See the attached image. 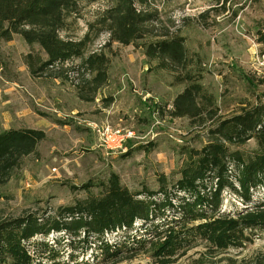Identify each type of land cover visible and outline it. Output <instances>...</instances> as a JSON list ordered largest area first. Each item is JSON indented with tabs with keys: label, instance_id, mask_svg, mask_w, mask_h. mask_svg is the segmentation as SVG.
Masks as SVG:
<instances>
[{
	"label": "rangeland",
	"instance_id": "1",
	"mask_svg": "<svg viewBox=\"0 0 264 264\" xmlns=\"http://www.w3.org/2000/svg\"><path fill=\"white\" fill-rule=\"evenodd\" d=\"M135 1L138 10L154 17L159 34L184 39L188 70L214 96L217 116L199 124L172 117L174 101L187 87L176 77L182 78L185 72L158 69V63L145 55L143 44L148 38L123 46L109 44V34L103 33L89 47L87 55L103 53L110 59L108 83L92 102L80 98V87L94 77L82 70L80 60L33 77L24 59L31 53L47 60L41 48L29 47L19 36L10 43L0 42V133L36 128L46 134L38 156L24 158L11 180L0 186V222L30 213L51 217L78 200L99 197L101 185L113 173L134 193L146 187L158 190L163 177L177 182L186 160L183 149H202L217 120L231 118L259 100L264 102V0ZM112 6L110 0H80L79 12L68 20L69 30L62 36L82 39L88 25ZM51 75H64L65 80ZM110 99L114 103L106 107L105 101ZM157 121L160 125L155 126ZM103 126L135 132L142 140L128 143L125 153L107 156L97 147L93 132V127ZM238 150L250 154L258 145L251 140ZM225 195L224 211L244 207L231 194ZM140 225L132 234L139 233ZM123 236L113 235L109 241L114 243ZM57 237L52 234L43 241L51 244ZM34 243L29 245L31 251ZM92 249H80L84 252L76 263L96 264ZM61 251V263H69L71 250ZM118 264L154 261L140 255ZM173 264H264V233L239 250L216 252L199 244Z\"/></svg>",
	"mask_w": 264,
	"mask_h": 264
},
{
	"label": "trees",
	"instance_id": "2",
	"mask_svg": "<svg viewBox=\"0 0 264 264\" xmlns=\"http://www.w3.org/2000/svg\"><path fill=\"white\" fill-rule=\"evenodd\" d=\"M79 1L0 0V42L10 43L19 36L29 47L41 48L47 60L31 53L24 59L33 77L80 60L82 70L94 75L80 87V98L92 102L108 83L110 59L103 53L87 55L89 47L103 33L109 34V44L123 46L148 38L143 44L145 55L158 63V69L185 72L182 78L176 77L187 87L176 97L172 117L199 124L217 116L214 96L188 70L182 37L159 34L154 17L138 10L135 0H110L113 6L88 25L82 39L63 37L69 30L68 20L79 12ZM51 78L65 80L64 75ZM105 102L108 107L114 99ZM208 134L209 142L202 149H183L186 160L181 178L177 182L160 178L156 191L146 187L131 192L113 173L101 185L99 197L78 200L51 217L30 213L0 222V264H62L61 249L71 250L70 261L64 264H78L84 248H94L96 264H118L140 255H148L154 264H173L199 244L216 252L252 245L258 233H264V195L257 196L264 190V102L217 120ZM45 139L46 134L35 129L0 133V186L11 180L24 158L38 156ZM251 140L257 142L258 150L250 154L238 150ZM226 193L244 207L224 211ZM138 223L139 233L132 234ZM119 233L124 236L111 243L109 238ZM52 234L59 236L53 243L43 241ZM32 241L37 243L31 251Z\"/></svg>",
	"mask_w": 264,
	"mask_h": 264
},
{
	"label": "built area",
	"instance_id": "3",
	"mask_svg": "<svg viewBox=\"0 0 264 264\" xmlns=\"http://www.w3.org/2000/svg\"><path fill=\"white\" fill-rule=\"evenodd\" d=\"M158 125H160V123L157 121L155 126ZM93 132L97 137L98 147L102 149L107 156L125 153L127 151L128 143L131 141L142 140V138L137 136L135 132L113 129L110 126L93 127ZM149 135L153 136V133L150 132ZM152 138L155 137L153 136Z\"/></svg>",
	"mask_w": 264,
	"mask_h": 264
},
{
	"label": "crops",
	"instance_id": "4",
	"mask_svg": "<svg viewBox=\"0 0 264 264\" xmlns=\"http://www.w3.org/2000/svg\"><path fill=\"white\" fill-rule=\"evenodd\" d=\"M132 68V67H131ZM131 70V69H130ZM56 112V111H55ZM84 122H86V121H84ZM109 122V121H108ZM110 123V122H109ZM111 124V123H110ZM95 125V124H94ZM35 130H38V129H36V128H34ZM97 144H98V140H97ZM98 147V146H97Z\"/></svg>",
	"mask_w": 264,
	"mask_h": 264
}]
</instances>
